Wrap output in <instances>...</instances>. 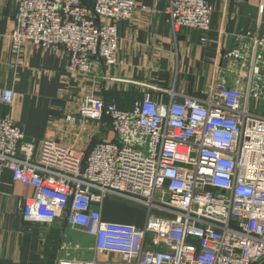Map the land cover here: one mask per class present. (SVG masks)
<instances>
[{
  "label": "built area",
  "instance_id": "2783aa9c",
  "mask_svg": "<svg viewBox=\"0 0 264 264\" xmlns=\"http://www.w3.org/2000/svg\"><path fill=\"white\" fill-rule=\"evenodd\" d=\"M0 1L16 3L8 35L13 53L26 44L60 46L67 72L77 76L91 72L94 58L115 64L117 23L146 8L136 0ZM164 12L173 33L211 25L206 0H169ZM223 57V75L204 96L171 88L167 102L147 92L121 109L84 95L65 121L94 119L115 135L86 150L50 137L35 149L11 117L0 116V176L8 170L13 181L33 189L19 205L23 221L63 217L94 238L99 258L116 254L118 264H262L264 114L248 105L264 100V34H239ZM12 99V89L1 91L2 104ZM110 197L143 206L142 226L104 220L102 205Z\"/></svg>",
  "mask_w": 264,
  "mask_h": 264
},
{
  "label": "crops",
  "instance_id": "0c3cea01",
  "mask_svg": "<svg viewBox=\"0 0 264 264\" xmlns=\"http://www.w3.org/2000/svg\"><path fill=\"white\" fill-rule=\"evenodd\" d=\"M82 1L88 5L92 2ZM136 1L146 8H137L130 20L117 23L116 63L107 65L94 58L91 72L83 76L67 72V55L60 46L42 49L26 44L19 53H13L8 35L16 3L0 1V94L6 88L13 91L9 105L0 102V116L8 115L22 128L24 142L38 149V143L50 137L76 150H86L98 141L112 140L115 135L107 123L75 115L71 124L65 121V113L90 94L113 100L121 109H130L147 92L167 102L166 90L171 88L204 96L223 75V56L236 45L237 36L246 31L264 34V0H206L212 7L210 28H181L177 33L165 17L169 0ZM226 79L231 83L230 76ZM262 103L263 110L259 111L264 114V100ZM32 194L30 186L12 180L10 171L2 172L0 264H56L60 259L95 257L96 264H118L116 254L99 258L94 238L66 225L63 217L34 225L23 221L19 205ZM136 206L140 205L106 198L102 217L141 227L145 209Z\"/></svg>",
  "mask_w": 264,
  "mask_h": 264
},
{
  "label": "rangeland",
  "instance_id": "374dc122",
  "mask_svg": "<svg viewBox=\"0 0 264 264\" xmlns=\"http://www.w3.org/2000/svg\"><path fill=\"white\" fill-rule=\"evenodd\" d=\"M230 78L232 79L233 76L231 75ZM257 103H259V104H258V107H259V108L257 107V110H255L254 107L257 106V105H256ZM257 103H255V101H253V100L251 99L250 102H249V105H248V109L251 110V111H255V112H257V114H263V113H260V111H259V109H260V110H263V103H262V101L260 100V101L257 102ZM255 108H256V107H255ZM136 207H138L139 209L142 208V207L140 208V206H136Z\"/></svg>",
  "mask_w": 264,
  "mask_h": 264
},
{
  "label": "trees",
  "instance_id": "16d2710c",
  "mask_svg": "<svg viewBox=\"0 0 264 264\" xmlns=\"http://www.w3.org/2000/svg\"><path fill=\"white\" fill-rule=\"evenodd\" d=\"M84 3V2H83ZM86 4V3H85ZM88 5V4H87Z\"/></svg>",
  "mask_w": 264,
  "mask_h": 264
},
{
  "label": "water",
  "instance_id": "95a60500",
  "mask_svg": "<svg viewBox=\"0 0 264 264\" xmlns=\"http://www.w3.org/2000/svg\"><path fill=\"white\" fill-rule=\"evenodd\" d=\"M262 264H264V262Z\"/></svg>",
  "mask_w": 264,
  "mask_h": 264
}]
</instances>
